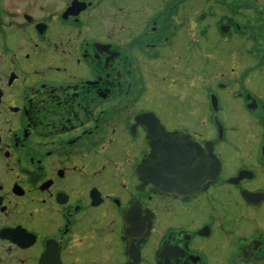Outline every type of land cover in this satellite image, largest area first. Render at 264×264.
Returning <instances> with one entry per match:
<instances>
[{
    "label": "flooded vegetation",
    "instance_id": "flooded-vegetation-1",
    "mask_svg": "<svg viewBox=\"0 0 264 264\" xmlns=\"http://www.w3.org/2000/svg\"><path fill=\"white\" fill-rule=\"evenodd\" d=\"M0 264H264V0H0Z\"/></svg>",
    "mask_w": 264,
    "mask_h": 264
},
{
    "label": "water",
    "instance_id": "water-1",
    "mask_svg": "<svg viewBox=\"0 0 264 264\" xmlns=\"http://www.w3.org/2000/svg\"><path fill=\"white\" fill-rule=\"evenodd\" d=\"M173 138V137H172ZM190 145V144H189ZM188 145V147H190ZM163 150H164V147H161V146H158V148H157V146H156V151L154 152V153H152L149 157H148V159L147 160H145V164H144V166H143V168H144V171L145 172H148V165H149V163L150 162H153V161H156L157 162V164H158V162H162L163 163V158H164V153H163ZM191 149H189L188 151H190ZM173 162H174V159H173ZM159 167V165H157V168ZM159 171H164V168H160V170ZM171 171H175V169H174V167L172 166L171 167ZM165 177V176H164ZM198 178H200L201 180H203V179H206V177L205 178H201V177H198ZM204 181V180H203ZM161 186H164V185H162L161 184Z\"/></svg>",
    "mask_w": 264,
    "mask_h": 264
},
{
    "label": "snow or ice",
    "instance_id": "snow-or-ice-1",
    "mask_svg": "<svg viewBox=\"0 0 264 264\" xmlns=\"http://www.w3.org/2000/svg\"><path fill=\"white\" fill-rule=\"evenodd\" d=\"M186 171H187L188 173H190V174H194L195 171H196V167H190V168H188Z\"/></svg>",
    "mask_w": 264,
    "mask_h": 264
}]
</instances>
